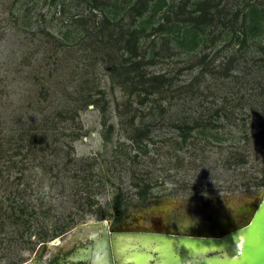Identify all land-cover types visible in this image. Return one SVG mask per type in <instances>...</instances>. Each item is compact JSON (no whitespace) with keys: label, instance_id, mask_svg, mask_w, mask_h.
Here are the masks:
<instances>
[{"label":"rangeland","instance_id":"1","mask_svg":"<svg viewBox=\"0 0 264 264\" xmlns=\"http://www.w3.org/2000/svg\"><path fill=\"white\" fill-rule=\"evenodd\" d=\"M135 1L105 0V22L93 0H0V215L9 212L12 191L33 212L18 226L0 216V264L45 257L51 249L42 246L52 238L108 216L111 226L184 232L218 213L233 215L264 191V17L239 52L220 25L189 53L170 32L141 36L140 72L166 73L173 84L140 104L141 86L123 79L126 31L150 33L169 5L198 0H151L142 16L131 9ZM249 2L264 16V0H211L227 10ZM229 55L238 62L227 77L214 82L211 72L201 73L203 64L220 72ZM231 93L239 116L194 131L181 145L172 125L224 105Z\"/></svg>","mask_w":264,"mask_h":264},{"label":"trees","instance_id":"2","mask_svg":"<svg viewBox=\"0 0 264 264\" xmlns=\"http://www.w3.org/2000/svg\"><path fill=\"white\" fill-rule=\"evenodd\" d=\"M104 1L105 0H93V3L91 5L92 8L97 9L102 13L103 21L106 22L108 21V18L107 15H105L104 10L107 6V3H104ZM150 1L151 0H136L135 4L131 6V9L134 10L136 16H142L149 9ZM184 14L186 17L183 16L181 19H178L179 15ZM229 14L230 17L227 18V15ZM263 17V13L261 14L260 9L256 6V4L250 2L246 3L244 8L236 10H227L222 8L218 9L216 5L211 4V0H198L195 2L194 7H187V4L181 3L180 6L177 7L169 5L166 11V15H164L163 17L164 21L154 27L153 31L147 33L148 35L144 33L143 28H132L131 30L126 31L128 37L125 41V44L123 45V49H126V51L128 52L126 59L128 60L129 64H127L126 66L123 65V70H125L123 79H125L124 81L130 79V81H135V84H139V86H141L142 89L140 90L143 91V97L139 102L140 104H145V102H148V98L150 97V95H152V93H154L155 90H160L165 86L167 88L172 87L173 78L172 76L166 75V73L149 75L148 73L140 72V65L143 62V58L140 57L139 54V44L140 38L143 35L151 36L154 34V32L158 31L170 32L169 34H172L174 37L175 44L179 46L184 52L189 53L195 51L199 47H203L205 42L210 39L209 36L211 34L215 37V33L217 32L218 26L220 25L227 29V31H225V34L230 33L227 45L234 42L235 44L237 43V52H239L243 49H246L250 36H255L259 33V30L261 28V19ZM217 35L220 36V33H218ZM205 58L206 57H202L201 61L204 62ZM236 61L238 62V59H236L234 55H229L225 58L220 72L216 73L217 71L208 70L206 69L207 65L203 64L201 66V73L204 74V72H211L213 81H217L220 77L228 76L229 72L232 69V66H234L233 64ZM99 93L101 92L99 91ZM91 96L93 95H88V97ZM100 97L102 96L99 95L98 97L93 99V104L98 103L101 100ZM234 97V95H232L231 97L222 96L224 105L222 104L215 109L211 107H203L200 112L198 111V116L193 117L191 122L182 119L174 123L172 126L178 131V135L181 138V145L187 142L189 137L192 135V132L194 131L201 130L202 132H205L206 129H219L223 128L225 126V123L230 124L231 122H233V120L235 119V115L239 116L240 114L236 113L235 108H231L236 107L232 104V102L235 101ZM101 109L104 112L105 107H101ZM159 110L162 114L165 112L164 108L160 107ZM240 118L243 119V117ZM108 128L109 131H112L113 129L112 125H109ZM105 139H109V137L105 135ZM135 140H137V138H135ZM69 170L72 171L73 169L69 167ZM72 175L74 177L79 176L80 178L85 177L84 175H79L78 171L76 170H73ZM143 192L140 193V196L144 199L145 194ZM11 195L13 196L11 197L9 195L5 198L6 201L10 200L11 204L8 207L9 212L6 213V211H3V213H6L4 217L7 218V222L16 226L21 224L24 225L26 223V219H24L22 216L33 215V212L27 213V203L25 201H16V199L22 197V195L19 196V193L17 191H12ZM117 198L119 200L117 201L116 205L119 206L121 202L120 195H118ZM3 213L1 215H3Z\"/></svg>","mask_w":264,"mask_h":264},{"label":"bare ground","instance_id":"3","mask_svg":"<svg viewBox=\"0 0 264 264\" xmlns=\"http://www.w3.org/2000/svg\"><path fill=\"white\" fill-rule=\"evenodd\" d=\"M256 202L255 197L233 210V215L242 214L241 217L235 218L232 214L220 215L218 213L213 215L209 222L187 226L184 232H176L168 226L164 227L165 233L172 235L170 237L159 236L155 226H148L144 230H141L142 228L138 225L122 227L123 231L117 232L113 237L117 264H194L205 257L206 253L214 250V245H207L202 249H195L194 246L188 247L186 243L180 241L178 236L187 233L203 237H220V235L231 233L228 239L220 245L223 248L222 257L230 260L242 250L246 231L241 229L248 222ZM217 257H220L219 253L214 256V258ZM203 264H217V262L206 260Z\"/></svg>","mask_w":264,"mask_h":264},{"label":"flooded vegetation","instance_id":"4","mask_svg":"<svg viewBox=\"0 0 264 264\" xmlns=\"http://www.w3.org/2000/svg\"><path fill=\"white\" fill-rule=\"evenodd\" d=\"M116 207L118 206H115L117 214ZM111 218L108 216L106 220L101 219L90 223L86 226L85 232L78 230L77 233L68 235L64 240L61 237L52 238L51 243L42 246L43 249H47L45 245H48L51 251L45 257L40 252L29 261V264H117L113 237L117 232L123 231L122 227L128 228V225L114 224L111 226L109 225ZM56 240L58 242H55ZM55 245L57 247H54Z\"/></svg>","mask_w":264,"mask_h":264},{"label":"water","instance_id":"5","mask_svg":"<svg viewBox=\"0 0 264 264\" xmlns=\"http://www.w3.org/2000/svg\"><path fill=\"white\" fill-rule=\"evenodd\" d=\"M256 200L257 202L252 209L248 222L241 229L246 231L242 250L230 260L222 257L223 255L221 251L223 248H221L220 245L228 239L231 233L222 236L220 235V237H203L193 235L192 233L178 235L180 241L186 243L188 247L194 246L196 247L195 249H202L207 245L215 246L214 250L206 253L207 255H205V257H202L200 261H197L194 264H203L206 260H214L217 264H264V191L256 196ZM159 234V236H172L170 233ZM55 242H58V240ZM215 253H219L220 257L214 258V256H216Z\"/></svg>","mask_w":264,"mask_h":264}]
</instances>
